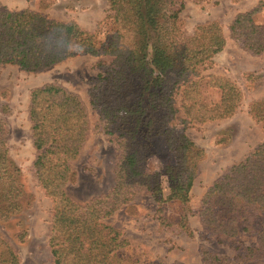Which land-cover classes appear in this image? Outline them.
I'll return each mask as SVG.
<instances>
[{
    "label": "trees",
    "instance_id": "16d2710c",
    "mask_svg": "<svg viewBox=\"0 0 264 264\" xmlns=\"http://www.w3.org/2000/svg\"><path fill=\"white\" fill-rule=\"evenodd\" d=\"M184 6V0H108L109 23L103 40L74 20L52 19L28 8L0 9V65L36 72L80 55L112 58L107 64L99 61L102 68L88 94L98 111L97 126L119 150L114 183L109 191L85 203L71 197L67 187L71 164L89 131L87 109L77 94L57 83L30 91L32 173L52 202L47 246L53 264H142L125 254L128 240L107 221L141 192L153 197L160 225H178L191 233L188 202L203 150L177 124L231 117L241 105L242 91L229 77L202 74L224 49L226 35L216 19L199 23L186 34L180 26ZM263 7L260 2L249 11L238 12L228 25L230 39L255 56L264 55V23L254 20ZM169 74L174 82L167 92ZM203 85L220 91L216 102L203 100ZM177 93L181 94L179 107ZM102 96L109 98L110 108H101ZM180 108L183 118L178 117ZM9 113L6 104L0 105L1 221L19 215L31 203L21 170L9 154L4 118ZM248 114L264 121V98L251 101ZM157 138L164 139L174 161L150 170L146 161ZM167 202L182 206L176 223L165 215ZM263 213L264 142H260L214 180L201 198L198 216L211 234L256 233V244L243 248L235 260L264 264V229L255 225ZM26 233L23 227L16 235L23 238ZM200 252L205 264H221L225 259L206 247ZM0 264H20L17 251L1 235Z\"/></svg>",
    "mask_w": 264,
    "mask_h": 264
},
{
    "label": "rangeland",
    "instance_id": "374dc122",
    "mask_svg": "<svg viewBox=\"0 0 264 264\" xmlns=\"http://www.w3.org/2000/svg\"><path fill=\"white\" fill-rule=\"evenodd\" d=\"M260 2L264 3V0H184L180 26L186 34L192 33L195 25L216 19L226 35L224 49L214 56V62L202 74L229 77L242 91V101L231 117L177 124L203 150L188 202L191 233L178 225H160L155 215L157 205L148 192L139 193L132 202L120 207L108 218L107 221L120 229L129 242L124 249L125 254L142 264H205L201 247L225 258L221 264H242L235 260V256L243 248L256 244V233L227 237L206 232L198 211L202 196L223 170L241 161L256 144L264 142V121H255L248 114L249 103L264 98V55L255 56L240 49L230 39L228 31V25L238 12L249 11ZM25 8L60 21L74 20L86 30L97 32L100 40L106 36L108 0H0V9ZM254 20L264 23V7L254 15ZM100 60L107 64L112 58L80 55L36 72L21 70L15 65H0V105L6 104L10 112L4 116L9 154L21 170L23 188L31 195L30 205L24 206L19 215L0 220V235L17 251L20 264H53L47 246L52 202L32 173L35 149L27 110L33 88L57 83L77 94L87 109L89 131L79 156L71 164L73 173L67 187L69 195L85 203L109 191L114 183L113 170L119 150L115 142L97 126L98 111L91 106L88 94L92 79L102 68L98 64ZM173 82L169 74L165 81L167 92ZM173 90H176L175 87ZM202 90V98L207 103H214L220 97L218 89L203 85ZM180 100L181 94L177 93V107ZM100 103L101 108H110L107 96H102ZM178 117L183 118L181 108ZM153 142V153L146 161L147 168L159 170L173 163L164 139L157 138ZM164 209L169 221L176 223L182 206L177 202H167ZM255 225L256 229H264V213L256 218ZM23 227L27 230L26 236L17 237Z\"/></svg>",
    "mask_w": 264,
    "mask_h": 264
},
{
    "label": "crops",
    "instance_id": "0c3cea01",
    "mask_svg": "<svg viewBox=\"0 0 264 264\" xmlns=\"http://www.w3.org/2000/svg\"><path fill=\"white\" fill-rule=\"evenodd\" d=\"M218 54V53H217ZM213 59H214V57H213ZM214 62V61H213Z\"/></svg>",
    "mask_w": 264,
    "mask_h": 264
}]
</instances>
